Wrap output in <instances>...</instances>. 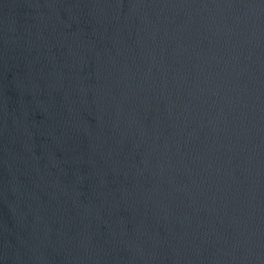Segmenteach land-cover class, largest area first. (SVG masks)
<instances>
[{
  "label": "water",
  "instance_id": "obj_1",
  "mask_svg": "<svg viewBox=\"0 0 264 264\" xmlns=\"http://www.w3.org/2000/svg\"><path fill=\"white\" fill-rule=\"evenodd\" d=\"M0 264H264V0H0Z\"/></svg>",
  "mask_w": 264,
  "mask_h": 264
}]
</instances>
